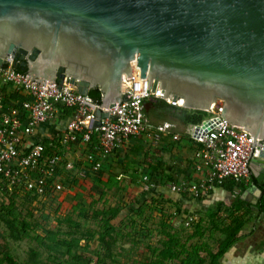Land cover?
Instances as JSON below:
<instances>
[{"label":"water","instance_id":"obj_1","mask_svg":"<svg viewBox=\"0 0 264 264\" xmlns=\"http://www.w3.org/2000/svg\"><path fill=\"white\" fill-rule=\"evenodd\" d=\"M8 57L37 83L99 89L103 109L146 79L180 109L264 140V0H0V68Z\"/></svg>","mask_w":264,"mask_h":264},{"label":"crops","instance_id":"obj_2","mask_svg":"<svg viewBox=\"0 0 264 264\" xmlns=\"http://www.w3.org/2000/svg\"><path fill=\"white\" fill-rule=\"evenodd\" d=\"M12 91L11 86L0 81L1 95L8 97ZM19 96L27 100V97ZM13 103L10 100L11 106ZM150 111H153V108L150 101H147L144 109L145 119ZM73 114L74 109L58 105L53 117L46 123L37 125L32 135L23 136V142L25 149L36 143L58 145L55 149L61 155V160H76L80 176H86L92 171L86 160L87 154L92 153L96 157L99 154L96 137L94 136L89 144L71 143L67 148L59 143ZM155 119L158 122L153 130H146L141 137L124 140L115 151L102 158L101 170L104 174L101 181L106 183L109 178L113 179L118 185L111 188L115 192L119 188H124V191H120H126L127 195L138 191L135 193L136 202H143L147 195L150 203L157 200L165 203L156 207L158 211L167 210V218L164 221L174 227L170 233L175 242L174 250L181 249L175 263L185 261L188 254H195L203 259L204 264H264V212L258 210L259 201L264 198V185L262 189L259 187L264 184V176L258 182L250 171V176L256 183L250 176L246 182L239 184L226 180L224 186L214 187L198 197L172 192L170 185L196 184L207 176L209 168L204 165L201 170H197L195 167L198 163L195 154L199 145L191 142L186 134L190 125H183L171 116ZM200 130L196 129L197 133ZM157 133L159 140L154 139ZM82 153L83 157H80ZM258 162L254 164V169L259 174L264 173V159H258ZM144 179L152 186L149 195L142 192ZM230 182H234L236 186L231 187ZM104 191L110 190L107 188ZM238 200L241 202V208L235 209L238 207ZM216 213L215 217H211ZM235 217L244 224H232ZM189 225L191 229L183 231L184 227ZM235 229L239 231L234 236L236 241L218 255L220 244L229 238L226 232ZM178 230L183 233L178 235Z\"/></svg>","mask_w":264,"mask_h":264},{"label":"built area","instance_id":"obj_3","mask_svg":"<svg viewBox=\"0 0 264 264\" xmlns=\"http://www.w3.org/2000/svg\"><path fill=\"white\" fill-rule=\"evenodd\" d=\"M19 63L8 57L0 68V81L10 85L18 95L27 97V100L7 108L0 94V175L11 184L24 185L26 191H33L39 196L45 193L47 178L61 158L54 154L44 160V147L36 143L25 149L23 136L32 135L37 125L50 120L58 105L74 109L72 120L59 139L60 145L77 140L89 144L92 137H96L99 154L96 157L89 153L86 157L92 171L100 170L102 158L115 151L124 140L144 134L148 128L144 117L147 101L161 100L169 106L182 107L179 101L157 96L158 87L152 90L146 79H137L122 87L125 100L112 108L103 109L88 96L78 94L66 79L61 85H46L31 80L17 71ZM99 110L108 113L109 117L102 119L99 127L91 128ZM208 114V119L199 125H190L186 133L193 143L199 145L195 154L198 160L196 169L201 170L205 165L209 168L208 174L196 184H172V192L198 197L226 180L237 184L246 182L254 154L264 153V140H253L244 129L231 125L220 114L210 111ZM196 129L201 130L197 133ZM154 136L155 140H159L158 133ZM37 172L39 175L31 179V173Z\"/></svg>","mask_w":264,"mask_h":264},{"label":"rangeland","instance_id":"obj_4","mask_svg":"<svg viewBox=\"0 0 264 264\" xmlns=\"http://www.w3.org/2000/svg\"><path fill=\"white\" fill-rule=\"evenodd\" d=\"M145 120L148 127L147 130L150 131L153 130L155 123L158 122L157 119L149 114L146 115ZM168 120L171 121L170 118ZM61 145L64 148L70 146L69 143H62ZM80 157H83V153L80 154ZM71 159L69 161L66 159L58 161V169H60L59 173L61 175L55 178L53 184L56 186L62 185L64 189L61 192L49 193L46 197H36L29 203H22V198L17 197L16 209L17 212L20 213L19 218L27 221L32 227L34 226V230L38 232L40 237L43 236L44 230H48L54 234L52 238L55 240L76 239L78 245L71 248L61 247L59 250H47L33 238L14 240L9 236V229L2 220L3 214H0V252L8 251L19 264L28 263V256L31 254L30 251L32 250L35 252V259L41 263L95 264L94 259L96 256H102V249L96 238L98 233L102 231L103 218L99 216L94 220L92 210H98L100 212L115 207L117 204L123 206L124 202L127 200L131 202L130 200L135 199V193L138 191H132L127 195L126 191L121 192L124 191V188H122L121 191H112L111 188L113 186L108 187L110 191H104L103 197H101L102 190H105L104 187L94 184L87 176H80V169L76 167V160ZM82 159L83 158H81V160ZM3 182V189L10 191L13 184L7 181ZM111 184L114 183L111 182ZM21 187H23V185L16 184L17 189ZM141 187L142 192L147 194L152 188L150 183L147 184L145 182H143ZM8 195V192L6 194L0 192V202L6 203ZM132 204L133 206L130 205L128 207V211H122L118 214L117 220H110L111 225H117L114 233L117 240H115L114 247L112 248V255L117 259V264H137L146 259L151 260L158 258L157 253L161 250V242L164 241L165 237L164 234L156 231L159 226V218L164 222L165 217H163V214L166 215L167 210L163 209L162 211H158L157 207H154L149 202L146 195L145 201L143 202L144 211L141 218H139L138 216L134 217L131 215L134 207H138L139 201L137 204ZM81 208L86 211V221L79 217ZM130 209H132V211ZM65 218H70L78 222L80 227L78 229L73 228V226L69 227L64 221ZM145 219L148 221L145 222ZM188 223L190 224L191 221ZM142 225L145 226L144 229ZM187 229H191V225L188 227L185 226L183 231ZM88 231L94 234V239L90 244H87L84 237H82V235ZM177 233L180 235L183 232L182 230H178ZM107 263L114 264L111 263L110 260H107Z\"/></svg>","mask_w":264,"mask_h":264},{"label":"trees","instance_id":"obj_5","mask_svg":"<svg viewBox=\"0 0 264 264\" xmlns=\"http://www.w3.org/2000/svg\"><path fill=\"white\" fill-rule=\"evenodd\" d=\"M17 71L22 72V73H26V69L21 70V68L19 66L17 67ZM4 90H5V88H3V91ZM2 97L4 100V106L7 108L11 107V105L9 104L10 100L12 101V103L13 102L16 103V102H19L21 100H25V98L20 97L14 91L10 92L8 94V97L4 94L2 95ZM88 97L94 103H96L97 105H100L101 93H100L99 89H97V88L91 89L88 92ZM150 103L152 105L153 111H150L149 114L153 115V117L161 118L162 116H171L183 125L196 126V125L201 124L202 121L208 119L210 116L208 113L201 112V111H191V110H185V109L172 107V106L167 105L165 102H163L161 100H150ZM94 138L95 137H92V140ZM78 143L81 144V141L77 140L73 144L77 145ZM41 145L44 147V151H43L44 160L49 158L51 155H54V154H57L60 158H62L61 155L58 153L57 149H55V148L59 147L58 145H56V146L51 145L52 147L49 146V144H45V143H41ZM58 166H59V163L55 166L52 175L47 178L48 179V186L46 188L45 193L41 196L34 194L33 191H31V192L26 191L24 189V185H23V187L18 188V189L16 188V185H13V187L10 191H8L7 189L4 190L3 189L4 188V182L3 181H7L9 183H10V181L3 178L0 175V192H2V193L4 192V194H6L7 192L9 193L8 198H7V202L6 203L0 202V214H3L2 220L9 229V236L11 238H13L14 240L21 239V238H30V239L33 238V239L37 240V242L39 244H41L47 250H56V249L59 250V248H61V247L71 248V247L78 245V243H77L78 241L76 239H68V240L56 239L55 240L54 238H52V237H54V234L48 230H44L43 236L40 237L38 232L36 230H34V226L32 227L30 224H28L27 221L19 218L20 213L17 212V209H16L17 208L16 207L17 197L22 198V203H25V202L29 203L31 200L35 199L36 197H46L47 195H49V193H59L64 189V187L62 185L56 186L53 184L55 178L58 177L59 175H61L59 173L60 169H58ZM61 173H62V171H61ZM103 174H104L103 171L100 169L98 171L88 172V174L86 176L88 178H90L94 184L100 185V186L104 187V189H107L108 187H112V186H114V187L118 186L116 184V182L111 178H109L106 183L101 181V177L103 176ZM38 175H39L38 172L37 173H31V179L36 178ZM250 178L253 180L254 183H256V180L252 176H250ZM111 182H113L114 184H111ZM226 183H228V182H226ZM230 183H231V185H230L231 187L236 186V184L234 182H230ZM63 184H65V183H63ZM224 185H225V183H223L220 186H224ZM263 185L264 184H260L259 187L262 189ZM120 190H121V188L118 189V191H120ZM103 193H104V190H102V192H101V197H103ZM132 200H130L131 202H129L127 200L126 202H124L123 206H120L117 204V206H115V207L109 208L107 210H102L100 212L98 210H92V216H93L94 220L97 219L99 216H102V218H103V220H102V222H103L102 223L103 224L102 225V231L98 233L97 238H96L100 248L102 249V256H96V258L94 259L95 264H109V263H107V260L108 261L110 260V262L114 263V264L118 263L117 259L112 255V248L114 247L115 240H117V238L114 236V233L116 231L115 227L117 225L116 226L111 225L110 220H112V219L117 220L118 214H120L122 211L123 212L128 211V207L132 203L136 202L135 199H132ZM144 201L145 200H143V202ZM137 202L135 204H137ZM143 202L139 203L138 207L136 209L134 207L133 211H132V209H130L133 212V213L131 212V215H133L134 217L138 216L139 218H141V215L143 214V211H144ZM237 202H238V207L235 209L241 208V202L239 200ZM127 203H130V204H127ZM151 204L153 206H161V204H165V203L157 200L156 202L151 203ZM81 207H82V204H81ZM258 210L260 212H264V198L260 199L259 204H258ZM216 215H217V213L214 215H211V217H215ZM79 217L84 221L87 220L86 211L83 208H81L79 211ZM163 217H165V220H166L167 216L163 214ZM64 221H65L66 225H68L69 227L73 226V228H75V229H78L80 227V224L78 222L73 221L70 218H65ZM147 221L148 220L145 219V222H147ZM58 222H60V221H58ZM232 224L243 225L244 222L239 221V218L235 217V218H233ZM144 228H145V226H143V229ZM173 230H174V227L171 224L168 225L165 221L163 222L162 219L160 218L157 232L164 234L165 237H164V241L161 242V250L157 253L158 258L151 259V260L146 259L144 261L138 262L137 264H204L205 262L203 261V259L201 257H199L198 255H195V254H188L186 256L185 261L180 260V261H178V263L174 262V261H176L175 259H178L179 254H181V249L174 250L175 242H174L173 235L170 234ZM238 232L239 231L237 229H235L231 232L230 231L226 232V234L229 235V238L224 240L220 244V247L217 250L218 255L222 254V252H224L225 250L228 249V247L232 244V242L236 241V239H234V236L237 235ZM82 237H84V240H85V242H87V244H90V242L94 239V234H92L91 232L88 231V232L84 233L82 235ZM148 249H149V247H148ZM30 253L31 254L28 256V263H26V264H48V262L47 263L38 262L37 259H35L36 255H35V252L33 250L30 251ZM74 259H75V257H74ZM0 264H19V263L17 262V260L14 257H12L10 255V253L8 251H2V252H0Z\"/></svg>","mask_w":264,"mask_h":264},{"label":"bare ground","instance_id":"obj_6","mask_svg":"<svg viewBox=\"0 0 264 264\" xmlns=\"http://www.w3.org/2000/svg\"><path fill=\"white\" fill-rule=\"evenodd\" d=\"M182 102L181 101H179V104H181Z\"/></svg>","mask_w":264,"mask_h":264}]
</instances>
